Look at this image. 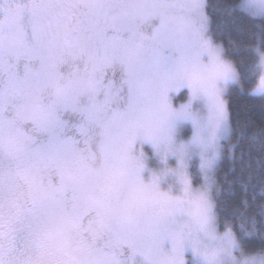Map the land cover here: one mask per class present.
Instances as JSON below:
<instances>
[{
	"label": "snow or ice",
	"instance_id": "1",
	"mask_svg": "<svg viewBox=\"0 0 264 264\" xmlns=\"http://www.w3.org/2000/svg\"><path fill=\"white\" fill-rule=\"evenodd\" d=\"M234 91L264 111V0H0V264H264Z\"/></svg>",
	"mask_w": 264,
	"mask_h": 264
},
{
	"label": "trees",
	"instance_id": "2",
	"mask_svg": "<svg viewBox=\"0 0 264 264\" xmlns=\"http://www.w3.org/2000/svg\"><path fill=\"white\" fill-rule=\"evenodd\" d=\"M234 3H239L240 0H233ZM230 29L224 28L222 39L224 40L225 44H227L229 39ZM233 36L235 33H231ZM258 83V77L255 80V83L251 85V87H255ZM246 88L249 85H245ZM231 103L233 106V112L238 113L242 118L251 117L257 123L261 121L262 116H264V111H262L260 104L262 103V99L260 97H252L247 94H239L237 91L233 92L231 97Z\"/></svg>",
	"mask_w": 264,
	"mask_h": 264
},
{
	"label": "rangeland",
	"instance_id": "3",
	"mask_svg": "<svg viewBox=\"0 0 264 264\" xmlns=\"http://www.w3.org/2000/svg\"><path fill=\"white\" fill-rule=\"evenodd\" d=\"M258 84V83H257Z\"/></svg>",
	"mask_w": 264,
	"mask_h": 264
}]
</instances>
